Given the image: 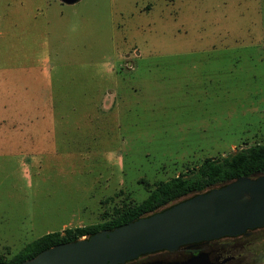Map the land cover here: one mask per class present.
<instances>
[{"label": "rangeland", "instance_id": "1", "mask_svg": "<svg viewBox=\"0 0 264 264\" xmlns=\"http://www.w3.org/2000/svg\"><path fill=\"white\" fill-rule=\"evenodd\" d=\"M254 144L264 0H0V257Z\"/></svg>", "mask_w": 264, "mask_h": 264}, {"label": "water", "instance_id": "2", "mask_svg": "<svg viewBox=\"0 0 264 264\" xmlns=\"http://www.w3.org/2000/svg\"><path fill=\"white\" fill-rule=\"evenodd\" d=\"M76 1L63 0L67 4ZM260 228H264V174L240 177L111 231L55 245L19 264H125L143 255L195 249L200 243ZM166 264H208V261L200 253L182 262Z\"/></svg>", "mask_w": 264, "mask_h": 264}, {"label": "trees", "instance_id": "3", "mask_svg": "<svg viewBox=\"0 0 264 264\" xmlns=\"http://www.w3.org/2000/svg\"><path fill=\"white\" fill-rule=\"evenodd\" d=\"M263 174L264 144H254L223 158H206L199 165L157 184L138 204L115 209L101 223L46 233L26 244L10 259L0 257V264H19L55 245L88 238L103 230L111 231L240 177L255 178ZM255 230L248 231L245 245L255 239H264V230Z\"/></svg>", "mask_w": 264, "mask_h": 264}, {"label": "flooded vegetation", "instance_id": "4", "mask_svg": "<svg viewBox=\"0 0 264 264\" xmlns=\"http://www.w3.org/2000/svg\"><path fill=\"white\" fill-rule=\"evenodd\" d=\"M264 230V228L256 229L255 231ZM250 233L244 235L222 238L218 240L208 241L200 243L195 249H179L173 253L168 252H158L147 254L139 257L134 261L127 262L125 264H146L151 262H182L187 260L192 256H197L200 253L205 254L208 264H248L245 262L244 257H242V252L250 246H253L256 242L261 241H251L247 242ZM264 241V239L262 240Z\"/></svg>", "mask_w": 264, "mask_h": 264}]
</instances>
